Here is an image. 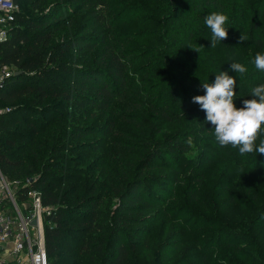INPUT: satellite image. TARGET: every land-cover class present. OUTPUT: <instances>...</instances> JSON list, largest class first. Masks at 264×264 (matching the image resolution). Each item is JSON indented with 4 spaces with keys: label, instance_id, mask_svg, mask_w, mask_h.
<instances>
[{
    "label": "trees",
    "instance_id": "trees-1",
    "mask_svg": "<svg viewBox=\"0 0 264 264\" xmlns=\"http://www.w3.org/2000/svg\"><path fill=\"white\" fill-rule=\"evenodd\" d=\"M14 2L18 12L0 41V67L12 69L0 81V109H8L0 113V173L7 180L29 178V188L53 208L45 217L50 224L43 225L47 264H138L136 245L124 226L156 222L154 216L129 215L161 206L166 193L164 185L147 183L153 178L141 172L154 166L158 154L184 157L200 137L211 147L221 146L192 97L203 95L201 83L213 82L220 71L236 76L234 91L241 103L264 84V71L253 64L256 53H264V0H140L130 20L141 27L132 35H115L117 17L109 13L107 0ZM214 11L228 15L229 29L227 39L210 47L204 17ZM71 26L68 37L56 40ZM233 62L248 71L232 72ZM116 106L128 109L122 116L134 128L122 141L115 137L125 134L111 112ZM134 110L144 116L140 125ZM166 124L174 131L155 140ZM87 136L95 137L84 140ZM260 139L264 133L257 143ZM168 168L171 182H178L180 165ZM242 178L248 206L237 202V210L224 220L243 234L225 244L234 263L259 259L264 264V240L254 253L234 242L247 239V232L258 229L256 223L264 225V188L261 203L254 206L245 173ZM225 180L218 175L215 187L225 188ZM17 198L24 199L22 190ZM162 211L167 222L182 224V234L204 247L198 240L202 234L195 238L185 232L187 227L197 231L199 219L181 221L194 216L178 208ZM133 230L141 239L150 233L147 225ZM171 250L149 249L142 259L168 260Z\"/></svg>",
    "mask_w": 264,
    "mask_h": 264
},
{
    "label": "rangeland",
    "instance_id": "rangeland-1",
    "mask_svg": "<svg viewBox=\"0 0 264 264\" xmlns=\"http://www.w3.org/2000/svg\"><path fill=\"white\" fill-rule=\"evenodd\" d=\"M107 1L110 4L109 13L115 14L117 17L114 28L115 35H122V33L132 35L128 33L141 27L134 26L130 20L138 8L135 4L142 3L140 0ZM73 29L74 26L68 29H61L57 34L56 40L68 37ZM234 103L238 108L243 107L239 98H236ZM111 112L116 126L125 133L115 135L116 139L120 141L126 140L125 135H129V133L134 131L133 125L127 123V120L122 116L123 113L129 112L128 109L125 110L116 106L111 109ZM133 113L136 124L140 125L144 121V116L137 110H134ZM174 129L175 126L163 125L161 131L155 135V140L161 139L164 134L172 132ZM94 137L87 136L83 137V139H93ZM136 145L138 144H134V147ZM94 155L97 154H89V156ZM154 158L152 161L154 166L143 169L141 176L149 175L153 178L152 180H147V183L157 182L158 185L165 186L166 193L161 196V203L164 204L151 206L146 210L136 211L129 215L137 219L154 216L156 222L152 224L142 222L137 225L124 226L125 229H129L127 232L128 238L136 245L135 260L137 263L238 264L237 262L234 263L235 257L231 256L229 246L225 242L234 239L239 233H243L238 228H230L231 224L224 219L237 210V202L241 201V203L246 204V207L248 206L247 198L249 197L245 196L241 190L246 185L242 178L243 173L246 175L248 186L254 193L251 202L255 204L254 206H258L261 203L259 194L260 190L264 188V155L256 152L241 155L238 148H233L232 146L211 147L205 139L200 137L195 141L194 148L191 151H187L184 157L171 158V155L158 154ZM174 162L180 165V170L176 171L178 179L176 183L171 182L172 174L168 168ZM218 175L226 179L225 188L215 187L216 184L214 183ZM157 176L161 177V179H157ZM193 177L197 179L198 184L192 180ZM26 180L30 181L29 178L20 181L25 182ZM151 186L152 189H155L153 184ZM193 192H195L194 199L191 198ZM164 208H169L172 213L178 208L180 211H188L191 216H194V218L183 216L181 221L190 220V222H195L194 220L199 219L200 227L197 231H192L187 227L185 232H189L195 238L198 237L197 234H202V236L198 237V240L204 247L202 248L201 244L196 246L194 241L188 238L187 234H182L184 229L182 224L167 222V217L162 214V209ZM223 222L224 226H222ZM209 223L210 225H208ZM215 223H218V225H215ZM142 225L150 227V233L143 239L140 238L139 233L133 230L137 227H142ZM221 226L224 228H220ZM254 227H258V229L247 232V239L234 240L236 247L239 249L247 248L248 253L255 252L254 246H258V249L261 250L260 243L264 240V225L256 223ZM256 233L258 234L256 235ZM173 246L177 247L176 250H171ZM149 249L157 250L159 253L171 250L172 255L171 258L164 261L153 255L149 256L148 259H142L149 252ZM253 262L255 264L262 263L259 259Z\"/></svg>",
    "mask_w": 264,
    "mask_h": 264
},
{
    "label": "clouds",
    "instance_id": "clouds-1",
    "mask_svg": "<svg viewBox=\"0 0 264 264\" xmlns=\"http://www.w3.org/2000/svg\"><path fill=\"white\" fill-rule=\"evenodd\" d=\"M228 20V15L216 11L204 17L212 34L210 47L227 39ZM240 40L243 41L242 36ZM253 64L256 69L264 71V53H256ZM230 70L244 74L248 68L233 62L230 63ZM236 84V76L220 71L213 82L201 83L204 94L192 97V102L205 112V120L213 126L215 139L221 146L238 148L241 155L253 152L264 155V139H260L258 145L256 143L260 134L264 133V84L254 87L252 98L242 100L243 107L239 108L234 103Z\"/></svg>",
    "mask_w": 264,
    "mask_h": 264
},
{
    "label": "built area",
    "instance_id": "built-area-1",
    "mask_svg": "<svg viewBox=\"0 0 264 264\" xmlns=\"http://www.w3.org/2000/svg\"><path fill=\"white\" fill-rule=\"evenodd\" d=\"M18 12L14 0H0V41ZM9 66L0 67V81L9 76ZM7 108L0 109L1 112ZM30 181L7 180L0 173V264H47L43 242L45 217L53 208L43 205ZM22 190L24 199L18 200ZM32 221L34 224H32Z\"/></svg>",
    "mask_w": 264,
    "mask_h": 264
},
{
    "label": "water",
    "instance_id": "water-1",
    "mask_svg": "<svg viewBox=\"0 0 264 264\" xmlns=\"http://www.w3.org/2000/svg\"><path fill=\"white\" fill-rule=\"evenodd\" d=\"M32 224H34V222L32 221Z\"/></svg>",
    "mask_w": 264,
    "mask_h": 264
}]
</instances>
